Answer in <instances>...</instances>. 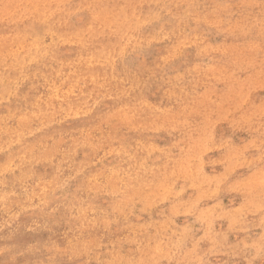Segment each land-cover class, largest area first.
<instances>
[{
  "label": "rangeland",
  "instance_id": "rangeland-1",
  "mask_svg": "<svg viewBox=\"0 0 264 264\" xmlns=\"http://www.w3.org/2000/svg\"><path fill=\"white\" fill-rule=\"evenodd\" d=\"M0 224V264H264V0H0Z\"/></svg>",
  "mask_w": 264,
  "mask_h": 264
},
{
  "label": "bare ground",
  "instance_id": "bare-ground-1",
  "mask_svg": "<svg viewBox=\"0 0 264 264\" xmlns=\"http://www.w3.org/2000/svg\"><path fill=\"white\" fill-rule=\"evenodd\" d=\"M35 19H36V18H35ZM54 23H55V22H54ZM37 31H38V30H37ZM49 39H50V38H49ZM58 44H59V43H58ZM45 57H46V56H45ZM65 91H66V90H65ZM44 99H45V98H44ZM33 126H34V125H33ZM37 128H38V127H37ZM34 130H35V129H34ZM98 131H99V130H98ZM83 132H84V131H83ZM84 133H85V132H84ZM93 133H94V132H93ZM58 134H59V133H58ZM94 135H95V134H94ZM65 140H66V139H65ZM81 141H82V139H81ZM61 148H62V147H61ZM101 152H103V151H101ZM70 153H71V152H70ZM100 158H101V157H100ZM100 158H99V159H100ZM99 159H98V160H99ZM61 169H62V168H61ZM47 173H48V172H47ZM87 195H88V194H87ZM80 197H81V196H80ZM87 197H88V196H87ZM73 199H74V198H73ZM34 204H35V203H34ZM37 205H38V204H37ZM51 207H52V206H51ZM50 209H51V208H50ZM90 211H91V210H90ZM9 212H10V211H9ZM10 213H11V212H10ZM95 213H96V212H95ZM5 214H6V213H5ZM2 216H3V215H2ZM10 217H11V216H10ZM91 217H92V216H91ZM2 218H3V217H2ZM6 219H7V218H5V220H6ZM8 219H9V218H8ZM94 219H95V218H94ZM5 220H4V221H5ZM10 220H11V219H10ZM7 221H8V220H7ZM9 222H10V221H9ZM2 223H3V222H2ZM2 223H1V224H2ZM41 223H42V222H41ZM1 224H0V227H1ZM8 224H9V223H8ZM17 224H18V223H17ZM36 224H39V222L36 223ZM43 224H44V223H43ZM43 224H42V225H43ZM3 225H5V224H3ZM28 225H29V224H28ZM5 226H7V225H5ZM26 226H27V225H26ZM31 226H32V225H31ZM12 227H13V226H12ZM16 228H17V227H16ZM17 229H18V228H17ZM16 231H18V230H16ZM13 233H14V232H13Z\"/></svg>",
  "mask_w": 264,
  "mask_h": 264
}]
</instances>
